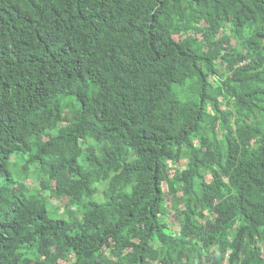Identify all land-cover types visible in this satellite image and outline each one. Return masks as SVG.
Masks as SVG:
<instances>
[{"label":"trees","instance_id":"trees-1","mask_svg":"<svg viewBox=\"0 0 264 264\" xmlns=\"http://www.w3.org/2000/svg\"><path fill=\"white\" fill-rule=\"evenodd\" d=\"M0 264H264V0H0Z\"/></svg>","mask_w":264,"mask_h":264},{"label":"rangeland","instance_id":"rangeland-1","mask_svg":"<svg viewBox=\"0 0 264 264\" xmlns=\"http://www.w3.org/2000/svg\"><path fill=\"white\" fill-rule=\"evenodd\" d=\"M226 30H227V32H230V28L229 27ZM27 158H28V155H25V157L21 159L22 160V165H24V163H25V161H26ZM11 169H12V172H14V177L18 181H22L23 180V177H21L17 173H15V167H12ZM32 177L33 176L29 177L27 179V181H30V183L35 186L36 184H38V182L35 181V180H33ZM164 188H165V190L168 189L166 183H164ZM50 199H51V202H52L53 209H54V206H55V208L62 215L63 214V210H64V201L63 200H57L55 198H50ZM50 211L53 212L52 208L50 209ZM172 226H173L174 229L177 227V225H173V224H172Z\"/></svg>","mask_w":264,"mask_h":264}]
</instances>
